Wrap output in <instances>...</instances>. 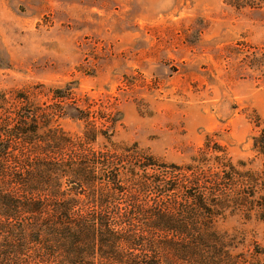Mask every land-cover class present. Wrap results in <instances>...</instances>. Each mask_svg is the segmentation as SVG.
I'll use <instances>...</instances> for the list:
<instances>
[{
    "label": "rangeland",
    "instance_id": "rangeland-1",
    "mask_svg": "<svg viewBox=\"0 0 264 264\" xmlns=\"http://www.w3.org/2000/svg\"><path fill=\"white\" fill-rule=\"evenodd\" d=\"M2 90L24 92L48 129L74 137L91 124L107 137L99 133L96 149L114 142L152 158L163 172L192 166L205 142L224 150L229 165L261 170L255 144L264 140V6L0 0ZM139 165H113L124 169L123 190L131 188L125 169ZM188 177L175 172L171 179L184 186L177 192L182 204L203 189ZM123 194L116 203L129 207ZM243 212L229 208L214 228L228 237L236 263L264 264V211Z\"/></svg>",
    "mask_w": 264,
    "mask_h": 264
},
{
    "label": "trees",
    "instance_id": "trees-1",
    "mask_svg": "<svg viewBox=\"0 0 264 264\" xmlns=\"http://www.w3.org/2000/svg\"><path fill=\"white\" fill-rule=\"evenodd\" d=\"M223 2L236 10L264 6ZM99 133L107 138L91 124L74 137L48 129L24 92L0 91V264H238L214 221L229 208L264 211V168L231 166L224 150L205 142L192 166L163 172L114 142L96 149ZM257 144L264 157V140ZM65 153L69 160L46 158ZM131 160L140 165L125 169L131 188L123 190L124 169L113 165ZM175 172L203 185L183 204ZM120 194L129 207L117 205Z\"/></svg>",
    "mask_w": 264,
    "mask_h": 264
}]
</instances>
